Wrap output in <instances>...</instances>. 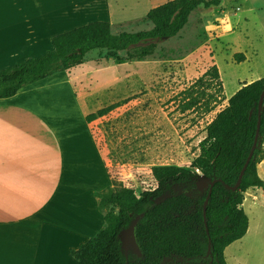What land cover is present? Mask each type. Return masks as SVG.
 Segmentation results:
<instances>
[{
  "label": "rangeland",
  "instance_id": "obj_1",
  "mask_svg": "<svg viewBox=\"0 0 264 264\" xmlns=\"http://www.w3.org/2000/svg\"><path fill=\"white\" fill-rule=\"evenodd\" d=\"M164 1L108 0L109 8L97 17L107 19L115 34L146 30L152 26L146 12ZM235 53L244 59L237 63ZM117 54L112 58L105 49H94L82 64L55 73L83 96L84 119L98 151L80 122L82 104H76L66 84L47 88L53 102L61 100L54 105L60 119L51 118L63 140L61 188L77 196L78 204L82 201L84 215L99 228L104 219L90 190L123 185L138 195L154 187L153 166H189L206 125L234 87L264 76V0H221L218 6L199 7L175 36L157 40L150 55L127 60L124 51ZM213 66L218 78L210 73ZM195 95L200 102L184 109ZM92 113L97 115L87 119ZM257 172L264 180V157ZM245 193L247 232L224 249L226 264H264V189ZM100 210L104 215L106 209ZM132 245L131 234H125L123 248Z\"/></svg>",
  "mask_w": 264,
  "mask_h": 264
},
{
  "label": "trees",
  "instance_id": "obj_2",
  "mask_svg": "<svg viewBox=\"0 0 264 264\" xmlns=\"http://www.w3.org/2000/svg\"><path fill=\"white\" fill-rule=\"evenodd\" d=\"M220 2L167 0L146 12L145 18L152 24L146 30L115 34L108 21L96 20L57 33L52 37V49L0 69V98L11 97L39 80L83 63L86 54L94 49H105L112 58L124 51L127 60L150 55L156 41L175 36L194 10L218 6ZM234 57L237 63L244 59L242 53ZM210 73L215 78L219 76L216 66ZM263 86L264 76L243 83L227 99L206 125L198 143L199 152L189 166H153L154 187L138 195L123 185L96 192L98 207L106 209L104 225L71 249V256L79 264H226L224 248L247 231L244 193L249 188L264 189V180L257 172V164L264 157V100L258 144L240 185L237 189L230 187L236 183L251 150ZM199 102L198 96H191L184 109ZM214 179L208 196L209 183ZM127 233L133 245L125 250L123 236Z\"/></svg>",
  "mask_w": 264,
  "mask_h": 264
},
{
  "label": "crops",
  "instance_id": "obj_3",
  "mask_svg": "<svg viewBox=\"0 0 264 264\" xmlns=\"http://www.w3.org/2000/svg\"><path fill=\"white\" fill-rule=\"evenodd\" d=\"M67 2L0 0V69L52 49V37L57 33L96 20L107 21L97 16L109 8L108 0ZM59 75L0 98V264H79L70 250L101 229L84 215L82 201L78 204L77 196L61 188L63 140L51 121L60 119L54 105L61 100L53 102L47 88L66 84L76 104H82L80 122L97 151L98 143L84 119L83 96ZM97 190L90 193L97 213L103 216ZM246 199L244 195L243 209Z\"/></svg>",
  "mask_w": 264,
  "mask_h": 264
},
{
  "label": "water",
  "instance_id": "obj_4",
  "mask_svg": "<svg viewBox=\"0 0 264 264\" xmlns=\"http://www.w3.org/2000/svg\"><path fill=\"white\" fill-rule=\"evenodd\" d=\"M263 100H264V86L261 89V92H260V95H259L256 131H255L254 140H253V143H252V146H251V150H250L249 154L246 157V160H245V162H244V164H243V166L241 168V171L239 173V176H238V179H237L236 183L233 186H230L232 189H237L238 186L240 185L244 170H245L246 166L248 165V163H249V161H250V159L252 157L253 151L256 148L257 144H258L259 129H260V119H261V113H262ZM215 180L216 179L210 181V183H209L210 186H209L208 196H209V194L211 192V188H212V185H213ZM205 181H206V179H205ZM208 196H207L206 200L204 201V214H205V206L207 204ZM209 252H210V239H209V245H208L207 253H209Z\"/></svg>",
  "mask_w": 264,
  "mask_h": 264
}]
</instances>
